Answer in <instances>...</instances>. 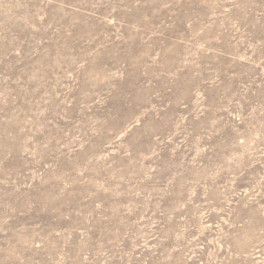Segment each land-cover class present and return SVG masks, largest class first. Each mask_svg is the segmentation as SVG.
I'll use <instances>...</instances> for the list:
<instances>
[{"label":"rangeland","instance_id":"374dc122","mask_svg":"<svg viewBox=\"0 0 264 264\" xmlns=\"http://www.w3.org/2000/svg\"><path fill=\"white\" fill-rule=\"evenodd\" d=\"M0 264H264V0H0Z\"/></svg>","mask_w":264,"mask_h":264}]
</instances>
